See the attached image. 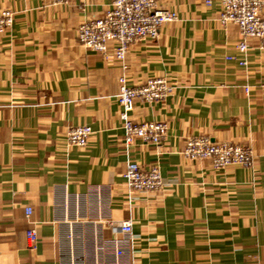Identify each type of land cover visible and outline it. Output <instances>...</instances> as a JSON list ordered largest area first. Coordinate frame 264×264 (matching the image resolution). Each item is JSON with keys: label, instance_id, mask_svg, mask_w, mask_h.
<instances>
[{"label": "crops", "instance_id": "1", "mask_svg": "<svg viewBox=\"0 0 264 264\" xmlns=\"http://www.w3.org/2000/svg\"><path fill=\"white\" fill-rule=\"evenodd\" d=\"M204 1L159 0L177 20L135 45L123 70L78 43L79 27L111 0H0L13 14L0 38V264H264V53L257 40L239 53L238 28L220 26L219 5ZM121 76L129 87H172L130 114L165 123V146L125 145ZM83 126L87 146L68 148L67 130ZM201 137L251 146L254 167L185 160L186 142ZM128 164L157 169L161 191L129 199Z\"/></svg>", "mask_w": 264, "mask_h": 264}, {"label": "built area", "instance_id": "2", "mask_svg": "<svg viewBox=\"0 0 264 264\" xmlns=\"http://www.w3.org/2000/svg\"><path fill=\"white\" fill-rule=\"evenodd\" d=\"M53 4H68L75 0H46ZM159 0H111L110 10L100 19L87 20L78 29V43L85 50L104 57L108 66L112 62L121 64L126 70V57L131 49L147 40H154L163 25L177 20L175 14L158 6ZM217 3L220 8L218 22L220 26L229 24L238 28L240 42L236 50L246 54L248 42L257 40L259 50L264 53V0H205L206 7ZM13 14L0 12V38L12 27ZM114 48L109 54L110 45ZM232 58H228L231 61ZM240 66H245L241 62ZM119 90L116 97L120 107L119 118L122 122V134L125 145L131 146L134 139L155 147H163L168 142L167 125L159 121L134 123L130 117L136 101L152 104L166 100L173 89L163 79H150L145 84L129 87L125 76L119 78ZM91 128L83 126L70 128L66 132V145L71 149H82L87 146ZM187 161H206L215 170L238 167L251 170L254 167V154L249 145L239 146L230 143L214 144L207 138L189 139L182 152ZM128 198L139 194H152L161 191L163 179L157 169L142 170L128 164L123 176ZM29 219L31 210L24 211ZM118 229L131 242L132 224L123 222ZM32 250H35V232L27 234ZM124 253L116 250L115 256L120 258Z\"/></svg>", "mask_w": 264, "mask_h": 264}]
</instances>
